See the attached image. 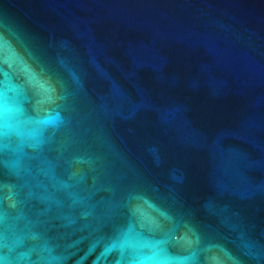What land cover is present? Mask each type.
I'll use <instances>...</instances> for the list:
<instances>
[{"label":"water","instance_id":"obj_1","mask_svg":"<svg viewBox=\"0 0 264 264\" xmlns=\"http://www.w3.org/2000/svg\"><path fill=\"white\" fill-rule=\"evenodd\" d=\"M0 264H264V0H0Z\"/></svg>","mask_w":264,"mask_h":264}]
</instances>
